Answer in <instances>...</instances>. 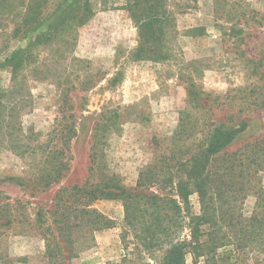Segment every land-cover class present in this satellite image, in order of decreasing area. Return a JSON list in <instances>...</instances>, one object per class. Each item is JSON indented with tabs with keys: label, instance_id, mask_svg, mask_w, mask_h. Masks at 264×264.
Instances as JSON below:
<instances>
[{
	"label": "rangeland",
	"instance_id": "rangeland-1",
	"mask_svg": "<svg viewBox=\"0 0 264 264\" xmlns=\"http://www.w3.org/2000/svg\"><path fill=\"white\" fill-rule=\"evenodd\" d=\"M79 1L0 0V264H163L181 243L184 264H264V0H140V21L136 0H89L60 24ZM113 174L169 203L132 224L93 202L112 223L78 225L69 256L58 195Z\"/></svg>",
	"mask_w": 264,
	"mask_h": 264
},
{
	"label": "trees",
	"instance_id": "trees-1",
	"mask_svg": "<svg viewBox=\"0 0 264 264\" xmlns=\"http://www.w3.org/2000/svg\"><path fill=\"white\" fill-rule=\"evenodd\" d=\"M78 8L80 9V13L78 16L72 17L69 13H65V15H61L59 18V21H61L60 24H67L71 19H76L78 22L85 21L90 14H92V8L89 0H81L77 3ZM142 5V2L140 0L135 1V3L132 5V14L135 18H137V21H140V17H136L134 15V12H136V9ZM71 26V23L69 24ZM145 24L144 26H146ZM53 26L51 30L47 33L49 35V39L51 37H55L58 34V27L57 24L54 23L50 26V28ZM37 27V26H35ZM34 27V28H35ZM57 27V28H56ZM41 36L37 37L40 38ZM37 39H34L32 42L36 41ZM21 50L15 51L13 53V56L11 57L10 61H14L15 57L18 53H21ZM215 137H217L218 141L220 138H218V133L215 134ZM224 136L221 134V138ZM222 140V139H221ZM255 146V145H253ZM236 153L232 154L235 155ZM255 154V153H254ZM205 156L208 158L207 153H203L197 161V165H201L202 159L205 158ZM100 155L98 154V151L95 150L91 154V176L96 175V169L99 170V166L96 167L97 161L99 159ZM263 162V160L260 162V164ZM95 171V172H94ZM211 172L208 173L209 176H211ZM54 174H48V176L52 179ZM142 180H140L139 185H141ZM50 182H46V186L50 185ZM214 194L217 201H219V205L217 202V209L215 208V213L220 214L222 213V200L224 201V196H226V192L223 185H214ZM99 199H121L125 202L126 206V217L129 222L133 224V221L136 218V211L138 210L135 205V203L140 204L141 200L146 199V202H144V205L149 209L153 210L151 213V216L155 218L154 220L158 219L160 214H156L157 211H161V209H164L165 205L169 202L165 199L159 196L158 194H155L153 192H145L143 190L138 189H131L126 186H124L118 177L116 175H107V178H104L103 180H97L96 182L93 180V178L88 177L83 184L80 185H73V186H66L63 187L60 194L57 197V201L55 203V207H61L63 210V213H60L59 211H55L54 215L56 217L55 221L61 222L60 230L61 233L58 234V237H66L63 241L66 243V248L68 250L69 256H75L76 252H74V246L73 243L75 241L74 237V229L79 225H83V227L86 225L88 227V232H91L93 230L102 229L104 227H109L112 223V220H110L105 214L100 212L98 209L92 207L93 202H96ZM137 201V202H136ZM70 204H75L77 208H74L73 211H76V214H79L81 216V221L70 223L69 220L72 217V212L69 210L71 209ZM57 215V216H56ZM71 215V216H70ZM222 216L224 214L222 213ZM160 218V217H159ZM11 222L10 219L7 220V223ZM156 222V221H155ZM157 223V222H156ZM159 224V223H157ZM200 223L196 222L194 223V238L195 243L197 245V248H204L203 245H201L200 240L198 239V231H200ZM167 226H163L164 230H167ZM203 231V230H202ZM53 247H52V240L51 238H47L49 252L56 253L59 245V242L56 241L57 237L53 234ZM167 237V236H166ZM183 243L181 244H173L172 247L169 248L167 252V258L165 259L163 264H184V262H181V259H183Z\"/></svg>",
	"mask_w": 264,
	"mask_h": 264
}]
</instances>
